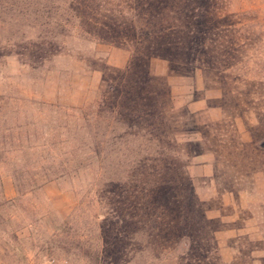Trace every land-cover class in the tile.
Masks as SVG:
<instances>
[{"label":"rangeland","instance_id":"rangeland-1","mask_svg":"<svg viewBox=\"0 0 264 264\" xmlns=\"http://www.w3.org/2000/svg\"><path fill=\"white\" fill-rule=\"evenodd\" d=\"M1 203L0 264H264V0H0Z\"/></svg>","mask_w":264,"mask_h":264},{"label":"trees","instance_id":"trees-1","mask_svg":"<svg viewBox=\"0 0 264 264\" xmlns=\"http://www.w3.org/2000/svg\"><path fill=\"white\" fill-rule=\"evenodd\" d=\"M198 39L194 40V46L192 48L193 53L195 54L198 51ZM3 205V203L0 204V207Z\"/></svg>","mask_w":264,"mask_h":264},{"label":"built area","instance_id":"built-area-1","mask_svg":"<svg viewBox=\"0 0 264 264\" xmlns=\"http://www.w3.org/2000/svg\"><path fill=\"white\" fill-rule=\"evenodd\" d=\"M44 264H59L57 263L55 260L53 259H50V260H47Z\"/></svg>","mask_w":264,"mask_h":264}]
</instances>
